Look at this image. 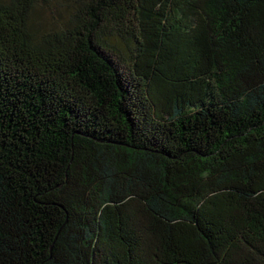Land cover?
Returning <instances> with one entry per match:
<instances>
[{"label": "trees", "instance_id": "obj_1", "mask_svg": "<svg viewBox=\"0 0 264 264\" xmlns=\"http://www.w3.org/2000/svg\"><path fill=\"white\" fill-rule=\"evenodd\" d=\"M0 264H264V0H0Z\"/></svg>", "mask_w": 264, "mask_h": 264}, {"label": "rangeland", "instance_id": "obj_2", "mask_svg": "<svg viewBox=\"0 0 264 264\" xmlns=\"http://www.w3.org/2000/svg\"><path fill=\"white\" fill-rule=\"evenodd\" d=\"M65 18L63 7L39 4L32 11L30 21L35 28L45 30L61 26Z\"/></svg>", "mask_w": 264, "mask_h": 264}]
</instances>
